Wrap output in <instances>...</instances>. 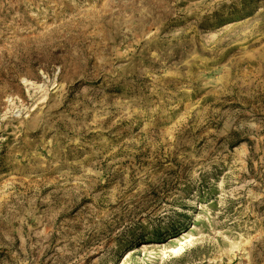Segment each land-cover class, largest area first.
<instances>
[{
  "label": "rangeland",
  "instance_id": "374dc122",
  "mask_svg": "<svg viewBox=\"0 0 264 264\" xmlns=\"http://www.w3.org/2000/svg\"><path fill=\"white\" fill-rule=\"evenodd\" d=\"M0 264H264V0H0Z\"/></svg>",
  "mask_w": 264,
  "mask_h": 264
}]
</instances>
